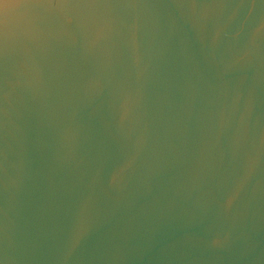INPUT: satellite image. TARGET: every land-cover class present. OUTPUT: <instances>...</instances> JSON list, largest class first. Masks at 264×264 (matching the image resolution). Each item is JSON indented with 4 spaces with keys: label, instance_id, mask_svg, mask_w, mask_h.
<instances>
[{
    "label": "water",
    "instance_id": "water-1",
    "mask_svg": "<svg viewBox=\"0 0 264 264\" xmlns=\"http://www.w3.org/2000/svg\"><path fill=\"white\" fill-rule=\"evenodd\" d=\"M0 264H264V0H0Z\"/></svg>",
    "mask_w": 264,
    "mask_h": 264
}]
</instances>
